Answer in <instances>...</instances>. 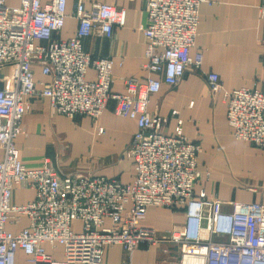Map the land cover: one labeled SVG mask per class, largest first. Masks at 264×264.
Segmentation results:
<instances>
[{
    "label": "built area",
    "instance_id": "obj_1",
    "mask_svg": "<svg viewBox=\"0 0 264 264\" xmlns=\"http://www.w3.org/2000/svg\"><path fill=\"white\" fill-rule=\"evenodd\" d=\"M204 1L146 0L147 22L139 29L147 44L146 68L156 76L125 78V92L117 93L112 91V60L93 57L85 40L96 33L112 37L115 26L125 24V9L106 3L88 9L85 0H75L76 33L56 40L68 0H18V5L0 0V75L8 67L3 76L11 82L0 88V148L5 152L0 161V264H19L21 254L28 264H101L108 246L120 244L132 252L142 241L155 240L154 232L141 226L150 206L185 209V223L169 233L181 252L178 264H264V204L234 203L233 211L225 212L220 199L204 191L196 196L201 146L183 134L181 119L177 131L168 134L167 119L148 110L150 96L163 84L175 86L188 67L201 68L202 52L191 51ZM35 65L49 77L41 88ZM90 68L96 72L91 81L86 79ZM206 81L212 94L224 90L218 73L209 71ZM34 96L48 98L55 112L72 120L98 119L110 102L116 115L135 119L138 129L126 149L135 163L133 181L63 174L49 159L28 167L15 139L24 133L26 99ZM224 100L235 137L264 150V87L224 91ZM16 185L32 188L35 199L15 204ZM24 217L27 225L17 232L8 229L20 226ZM75 220L81 221L80 231L72 226ZM46 244L52 251L61 246L63 259ZM231 255L238 260L230 261Z\"/></svg>",
    "mask_w": 264,
    "mask_h": 264
},
{
    "label": "crops",
    "instance_id": "obj_2",
    "mask_svg": "<svg viewBox=\"0 0 264 264\" xmlns=\"http://www.w3.org/2000/svg\"><path fill=\"white\" fill-rule=\"evenodd\" d=\"M7 2L17 4L18 0ZM94 3H106L126 11L125 24L115 26L112 37L96 33L85 40V48L93 57L112 60V91L125 92V78L145 81L150 75L156 76L146 68L147 44L139 29L147 22L146 0H85L88 9ZM263 6L264 0L202 2L199 34L191 51L192 55L202 52L201 68L188 67L175 86L163 84L159 92L150 96L148 105L150 113L167 119L166 133H175L181 119L183 134L201 146L197 157L201 178L195 186V195L204 191L208 197L220 199L225 212L233 211L234 203L264 204V150L235 137L224 100V91L264 87ZM74 7L75 0H68L65 25L54 39L66 40L76 33L78 21ZM209 71L219 74L223 91L211 93L206 81ZM9 72L8 67L1 68L0 88L11 86L10 80L3 76ZM34 78L38 88L43 86L41 81L49 79L36 65ZM95 78V70L88 69L86 79ZM173 111L178 114L174 115ZM23 128L24 133L15 139V144L28 167L41 166L44 159H49L63 174L105 176L122 183L133 181L135 163L126 149L138 125L135 119L116 115L112 102L98 119L81 116L72 120L55 112L48 98L29 97L25 102ZM4 156L0 148V161ZM34 199L32 188L14 187L15 204L23 205ZM185 221L184 208L148 207L141 226L151 229L155 240L142 241L132 252L120 244L108 246L101 264H178L181 252L169 240V233ZM27 224L24 217L20 226L8 225V229L17 232ZM105 225H110L108 219ZM72 226L78 231L81 221H73ZM224 239L214 237V240ZM45 247L55 258H63L61 246L55 251L48 244Z\"/></svg>",
    "mask_w": 264,
    "mask_h": 264
},
{
    "label": "rangeland",
    "instance_id": "obj_3",
    "mask_svg": "<svg viewBox=\"0 0 264 264\" xmlns=\"http://www.w3.org/2000/svg\"><path fill=\"white\" fill-rule=\"evenodd\" d=\"M19 3H17V4H12V5H18ZM64 116H66V115H64ZM68 117V116H67ZM81 229H79L78 231H80ZM58 259V258H57ZM60 259V258H59ZM61 259H63V258H61ZM19 264H26V262H25V259H24V256L22 257V255H20V257H19Z\"/></svg>",
    "mask_w": 264,
    "mask_h": 264
},
{
    "label": "trees",
    "instance_id": "obj_4",
    "mask_svg": "<svg viewBox=\"0 0 264 264\" xmlns=\"http://www.w3.org/2000/svg\"><path fill=\"white\" fill-rule=\"evenodd\" d=\"M229 259H230V261H233V262H236L238 260L237 256H235V255H231L229 257ZM244 261H245V263H249L250 262L248 259H245Z\"/></svg>",
    "mask_w": 264,
    "mask_h": 264
}]
</instances>
